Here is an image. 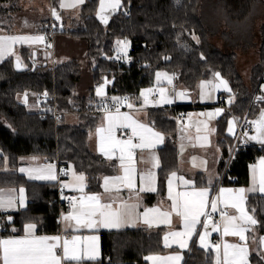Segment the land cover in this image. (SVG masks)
I'll use <instances>...</instances> for the list:
<instances>
[{"label": "trees", "instance_id": "obj_1", "mask_svg": "<svg viewBox=\"0 0 264 264\" xmlns=\"http://www.w3.org/2000/svg\"><path fill=\"white\" fill-rule=\"evenodd\" d=\"M217 1L223 4L221 15L228 16L227 25L222 30L218 23V10L205 19L203 4L207 0H121V6L109 12L107 23L98 17L100 0H85L76 25L68 28L63 23V29L58 33H67L87 42L86 53L94 82L100 85L112 80L107 87L110 95L129 94L137 101L142 87L154 83L155 71L159 69L177 73L180 81L190 89L195 88L201 79L219 73L231 85L235 99L232 110L242 117L264 70V22L260 28V60L252 67L251 87L238 69L236 52L228 49L240 44L245 48L250 46L247 29L242 28V24L251 15L258 17L264 13V0ZM15 4L16 0H0V23H11ZM255 6L257 11L254 12ZM219 31L226 50L211 41L213 33ZM121 39L129 40L131 48L127 60L119 63L115 54L116 43ZM22 51L27 53L26 63L20 61L24 70H16L14 61L17 59L14 56L0 63V169L6 168V165L17 168L24 156L37 155L53 160L58 155L63 162L87 175L88 190L97 191L99 177L112 174L113 167L105 157L89 147V135L97 127L100 113L92 112L93 90L86 95L76 93L82 73L81 63L72 58L57 63L53 69L47 59L36 64L32 59V50L22 48ZM33 65L36 66L34 70ZM25 91L42 95L43 103L50 109L30 112L18 99V95ZM255 107L251 108V116ZM54 108L63 112H80L81 122L69 124L63 115L58 124L53 117H43ZM166 112L170 111L164 108L150 112L155 127L166 136L160 148L161 165L156 194L165 191L168 175L178 165L177 120L168 117ZM229 116V113L224 114L217 123L219 142L225 148V123ZM262 155L264 146L250 145L240 150L231 168V173L236 176L231 185H248L249 165ZM55 184L29 179L17 171H0V186H24L29 199L24 209L9 214L0 211V225L7 227L6 234L22 233L29 222L37 224L39 233L60 231ZM156 194H147L148 201H153ZM247 205L258 220L259 233L264 234V195L256 192L249 194ZM11 214L13 223L9 224L6 218ZM163 232V228L153 231L145 228L100 231L101 257L81 261L80 264H148L145 259L148 254L164 250ZM184 264H215L214 254L193 244Z\"/></svg>", "mask_w": 264, "mask_h": 264}, {"label": "snow or ice", "instance_id": "obj_2", "mask_svg": "<svg viewBox=\"0 0 264 264\" xmlns=\"http://www.w3.org/2000/svg\"><path fill=\"white\" fill-rule=\"evenodd\" d=\"M84 0H75L72 5H65L61 0V7L76 6L82 4ZM121 6V0H100V19L107 23V17L103 14L106 8L115 10ZM54 16L59 19L58 13L55 9L52 10ZM194 39H197L195 36ZM42 36H4L0 37V59L5 54L12 55V45L23 42H42ZM118 44H123L127 48V42L118 41ZM126 55V52H125ZM17 59V67H20V58ZM164 75L168 82H172L171 77L167 74L157 73V80ZM215 77L219 79L220 74L215 73ZM107 84L108 81L106 80ZM209 84L213 89L223 88L230 91L228 82L219 79V83L212 84V82H202L201 84V98L204 96L203 89ZM149 89L147 92H151ZM147 92H142L145 103L148 102ZM161 101L164 103H171L172 101L164 95V90L160 89ZM98 96H104V87H98L96 90ZM177 95L181 98L185 97L187 93L180 92ZM25 103L27 102V95H25ZM127 98H124L126 101ZM119 98L113 97L114 104H120ZM128 107H132L128 104ZM106 115L104 120L106 126H101L96 129L99 137V150L109 159L119 153L120 165L123 170V175L115 177L104 178V192L108 193V199L111 202H104L100 194H86L84 189L85 176L77 174L75 171L71 172L72 181L62 185L63 188H68L73 191L81 193L79 197H64L68 199L71 205V210L62 217L63 221L68 222V228L79 231L81 228L89 230L103 229H120L122 227H135L136 222L142 218L143 223L149 228L154 224L159 223L171 224V216L175 213L181 217L183 222V231L169 232L164 237L165 247H170L171 242L179 245L181 249L187 248L189 239L193 234L199 235V242L202 248L209 247L208 237L210 235L208 228L211 221V213L221 211L222 235L238 237L240 241H247L246 233L252 229L249 225H256L258 221L254 215H250L245 208V189L237 190L221 188L219 194L209 201V189L203 188L193 191L176 192L173 194V180L168 181V199L172 201L171 210L164 212L159 208L145 209L140 214L136 212L138 205L121 202L119 206L114 207L116 200L119 199L118 193L122 188H127L130 191L136 187V168L134 165V153L136 149H145L152 147V141L149 137L161 139L160 134L153 132L151 128L137 122L127 113H121L119 107H116L115 113L109 112L105 109ZM222 109H217L215 113H207L209 117L218 115ZM203 115V114H202ZM234 122H230V125ZM256 125L257 135L250 137L253 140H259L264 143V112L261 113V118L258 121H253ZM117 129H131V136L126 140L119 139L116 136ZM199 131V129H198ZM229 131L233 129L230 126ZM134 139L137 142H133ZM21 173H27L29 179L34 180H57L56 166L53 164H45L38 167L20 168ZM71 171V170H70ZM68 175V173H64ZM172 177L176 178V173H172ZM141 187L139 192H153L156 191L154 181V174L150 171L146 174L140 175ZM183 184L188 185L191 181L184 180L179 177ZM252 182L253 187L249 191H259L264 193V158H262L258 165L252 166ZM258 185V188H257ZM18 197L13 193L15 190H9L7 193L0 192V210L12 209L16 206L17 201L20 207H24V189L20 188ZM115 192L117 195L113 196ZM138 195V193H137ZM222 205L223 210L218 206ZM210 207L211 211L207 209ZM228 208L236 210L238 215H229ZM255 210H253L254 212ZM205 217L203 221V233H196L197 224L201 223L200 218ZM11 220V217H8ZM72 222H75L74 225ZM37 225L35 223H28L24 226V235L20 237H13L8 239H0V264H71L76 262L80 264L81 261L95 260L99 255L98 236L77 237L73 236L71 240L63 238L59 235L47 236L36 235ZM13 231H16L13 229ZM211 231L220 232L221 224L211 223ZM260 244L264 245V238H261ZM215 249V264H249V249L247 244H235L223 242L222 244L214 245ZM222 249V251H221ZM264 259V254L261 256ZM146 260L152 261V264H178L182 259L181 255H171L166 257L148 256Z\"/></svg>", "mask_w": 264, "mask_h": 264}, {"label": "crops", "instance_id": "obj_3", "mask_svg": "<svg viewBox=\"0 0 264 264\" xmlns=\"http://www.w3.org/2000/svg\"><path fill=\"white\" fill-rule=\"evenodd\" d=\"M63 3L65 5H72L75 3V0H63ZM85 3V0L84 2ZM82 3V4H83ZM82 4H76V6H65L61 7V0H44L43 1V8L41 17L33 22L31 21L30 17H18L13 16L12 21L8 25H4V23H0V37L4 36H42L44 37V40L42 42H23V43H15L12 45V55L5 54V56L0 59V63L7 59L8 57H17L19 56L20 61L23 63H26L27 60V53L22 51V48H28L32 50V59L33 61L38 64L42 62L45 59H49L47 57V52L44 50V43L46 41V34H45V24L50 18H55L59 23L62 24L66 23V26L69 28L72 24V15L73 13L79 11L81 9ZM55 9V11L59 15V19L56 18V16L53 15L52 10ZM61 13V14H60ZM87 42L84 39L75 38L73 35L67 33H57L55 35V40L53 43V49L52 54L54 56V59L56 56H58L60 59H65V56H69L72 58H76L79 60V62L82 65V73L80 80L78 81L77 87L79 89L78 95H86L89 94L92 90L95 94L94 100L91 101L92 105H99L102 104L103 98L99 97L96 94V88L98 84L94 82V75L90 68L88 57H87ZM253 67V66H252ZM251 67V68H252ZM252 72V69H251ZM215 76V75H212ZM210 76V77H212ZM251 78V73H250ZM219 79L226 80L223 78V76L220 75ZM202 80V79H201ZM200 80V81H201ZM251 81V79H249ZM199 81V82H200ZM227 81V80H226ZM198 82V83H199ZM228 82V81H227ZM112 80L108 81V84H111ZM197 83L196 87L193 89H188V93L192 94L190 98H193V100H190L189 102H174V104H167L161 101V96L157 93H152L157 95L156 99H152L151 97L148 99V102L145 103L144 97L140 96V98L137 100V104L132 108L131 112H126L129 116H131L134 120H136L139 123H142L146 125L148 128H151L153 132L159 133L161 139H157L155 137H149V139L152 141V147L145 148L143 150L136 149L134 153V165L136 168V187L133 190H129L127 188H122L121 191L118 193L119 199L116 200V203L114 204V207L119 206L121 202H127L129 204H136L138 207L136 208V212L142 214L145 209H152V208H159L161 211L167 212L170 211L171 203L172 201L168 199V181L169 179L173 180V194L176 192H184V191H193V190H199L203 188L209 189V201L211 199L215 198L219 194V190L221 188L226 189H232L237 190L240 188L245 189V208L248 211L250 215H254L248 208L247 205V198L249 194L252 193H259L263 194L257 191H249L253 187L252 182V166L258 165L259 161L264 158V155L259 156L256 158V160L249 165V184L248 185H231V184H223L218 185L217 184V178H218V171H219V164L222 161V158L226 152V148L230 146V144L233 141V137L236 132L237 124L241 117H238L237 114L232 110V103L234 102V95L232 92L231 85L228 83V88L230 91L224 90L222 87L218 89H214L211 96L206 97L205 95L203 98H201L202 91L200 90L199 84ZM219 83V80L217 81ZM75 88V89H76ZM258 90V99L254 102L256 103V107L254 115H249L251 118V121H258L261 118V113L258 115V108L261 106H264V70L261 76V79L256 87ZM25 95H27V102L25 103ZM228 95L229 100L223 104L220 102V96ZM113 97L121 98L120 96H111V99L113 100ZM174 100H177V97L174 95L172 96ZM18 99L20 103H23L26 105L27 109L30 112H42V111H48L49 109L44 110L45 105L42 100V95L32 92V91H25L22 94L18 95ZM130 99V98H129ZM128 100H126V103ZM140 102V103H139ZM105 103V102H103ZM178 105V104H184L187 106V117L183 121V125L176 126V144H177V153H178V165L175 170L170 172L168 175V178L166 180V186L165 191L161 194H156L158 190V170L159 166L161 165V158H160V148L164 145L166 136L165 134L157 129L153 123V119L150 115V112L152 110H159L164 109L166 107H169L171 105ZM217 109H222L223 111L218 114L214 115L212 117H209L207 113H215ZM104 112V111H103ZM78 112H71L67 113V115H64L66 120L67 116L71 117V122L69 124H79L81 122V117L79 115H76ZM229 113V118L227 120L226 125V148L224 147V144H221L219 142L218 137V120L224 116V114ZM102 112L99 114V122L102 116ZM203 114V115H202ZM166 115L170 118H174V115L172 112H166ZM79 117L80 120L79 123H76V117ZM243 117V116H242ZM230 122H234L230 125ZM253 124V129L251 134L249 135V141L250 145H258V146H264V143H261L259 140H253L250 139V137L256 136L257 130L256 125ZM98 126V125H97ZM232 127L233 131H229V127ZM199 129V131H198ZM95 130V129H94ZM93 130V131H94ZM119 130V129H118ZM127 133V137L131 136V129H123ZM92 131V132H93ZM91 134V132H90ZM90 137V135H89ZM126 137V138H127ZM125 139V138H124ZM134 143L137 142L135 139L133 141ZM88 143L89 139H88ZM90 147V146H89ZM91 149V148H90ZM92 150V149H91ZM98 154H101L105 159L108 161L109 164L113 167V173L112 174H102L99 177V188L97 191H90L88 190V177H87V186L86 190L84 191L86 194H100L102 196V199L104 202H111L108 199L109 194L104 192V178L105 177H115L123 175V170L120 165L119 160V153H117V156L112 157V159H109L106 157L103 153L100 152L99 149L95 148L92 150ZM45 164H53L55 163L50 162L46 159H44L41 156L32 155V156H24L20 159L19 164L17 168L12 169L9 168L8 165H6V168L0 169V171H14V172H20V168H29V167H38ZM56 166V165H55ZM71 168V166H70ZM151 172L154 174L155 181V189L156 191L153 192H139V188L141 187L140 182V175L146 174L148 172ZM70 172V171H69ZM176 173V178L172 177V173ZM21 173V172H20ZM23 174V173H21ZM57 174V169H56ZM26 177H28L27 173H24ZM70 173H68L67 178L65 179L64 183H69L72 181V175L69 178ZM179 177H183L184 180L191 181L190 184L185 185L182 183ZM29 178V177H28ZM34 180V179H32ZM36 181H42V182H56V180H36ZM24 189V207H20L18 201L14 208L8 209V210H0L2 213L9 214L10 212L21 210L27 207L29 203V199L26 194V188L24 186L21 187H14V186H7L2 187L0 186V192L7 193L9 190H15L13 193L18 197L19 195V189ZM258 188V185H257ZM71 190V189H70ZM73 191V190H71ZM76 193V197H79L81 193L78 195L77 191H73ZM138 193V195H137ZM155 193L156 198L153 201H148L147 194ZM113 196L117 195V193L113 192ZM221 210H223V206H218ZM71 210V208L66 209L65 215ZM208 211H211L210 207L207 209ZM220 212L221 211H217ZM227 212L229 215L236 214L235 209L228 208ZM62 215L60 217V231L56 233H39L36 228V235H47V236H55L59 235L63 238H67L71 240L73 236L77 237H88V236H98V246H99V255L96 259H99L101 257V244H100V231L106 230H120V229H127V228H145L147 230L153 231L157 230L159 228H163L164 232L162 234V244L164 246V250L157 253H151L148 254V256H171V255H181L182 259L178 262V264H184V260L188 254V252L191 250L193 244H196L197 246H200L199 242V235L193 234V236L188 241L187 248L181 249L178 244L171 242L170 239V247H165L164 244V237L169 232L173 231H183V222L181 217L177 216L175 213L171 216V224H164L159 223L158 225L154 224L153 227L149 228L147 225L143 223L142 218L136 222L135 227H122L120 229H99V230H89L81 228L79 231H75L71 228H69L67 231H65L66 228H68V222L63 221ZM254 218L257 220V218L254 216ZM201 223L197 224L196 226V233H203L205 229L203 228L202 224L205 220V217L200 218ZM258 221V220H257ZM34 223V222H29ZM75 222H72L74 225ZM211 221L209 223L208 231L210 233L208 237V243L209 247L205 250H208L214 254V259L216 256L214 243L212 241L213 238L217 239V244H222L223 242L227 243H235V244H247V247L249 249V264H264V259L261 258L262 254H264V245L260 244L261 238H264V234H260L258 231V223L256 225H249L252 230L246 233V236L248 237L247 241H240L238 237L234 236H223L222 235V222L221 224V231L220 232H213L211 231ZM28 224V223H26ZM25 224V225H26ZM36 224V223H35ZM37 225V224H36ZM24 235V231L22 233H7V234H1L0 233V239H8L13 237H20ZM202 248V247H201ZM222 251V249H221ZM95 259V260H96ZM87 260V259H85ZM83 260V261H85ZM76 262H71V264H74ZM148 264H152V261L147 260Z\"/></svg>", "mask_w": 264, "mask_h": 264}, {"label": "rangeland", "instance_id": "obj_4", "mask_svg": "<svg viewBox=\"0 0 264 264\" xmlns=\"http://www.w3.org/2000/svg\"><path fill=\"white\" fill-rule=\"evenodd\" d=\"M43 1L44 0H19L17 2L16 0V10H14L15 12H13L14 16H18V17H30L31 18V21L35 22L37 21L40 17H41V14H42V9L43 8ZM214 1V2H213ZM222 5L223 4H219L217 0H207V2H205L203 4V8L206 10V12L204 13V16H205V19H209L210 18V14L213 12V11H216L218 10V23H219V26H220V30H222V28L224 27V25H227V21H228V16H222L221 14L223 13V9H222ZM260 10V6L258 7V11ZM257 11V8L255 6L254 8V12ZM99 13H100V10H99ZM98 13V17L100 18V15ZM208 15H207V14ZM80 10L73 13L72 15V24L70 26H72L73 24L76 25V23L78 22L77 20L79 19L80 17ZM106 17H107V20L109 19L110 15L108 12L104 11L103 13ZM101 20V19H100ZM236 21L238 22V20L236 19ZM264 22V13H260V16H255V15H251L249 18H248V21L243 23L242 28H245L247 29L246 31L248 32V38H249V41H250V46L248 47H244L243 45H237L235 46L234 48L233 47H230L228 50L230 51H235L236 52V55H237V65H238V69L240 70L243 78L246 80V82L248 83L249 87L250 86V73H251V67L256 64L259 60H260V50H259V47H260V43H261V31H260V28H261V25L262 23ZM46 25V24H45ZM246 32V33H247ZM62 33V32H61ZM247 36H243L245 38H247ZM119 41H123V42H127V48L125 49L123 44H118V41L116 43V47H117V52L120 53L121 55H123L124 57H128V54H129V51H130V48H131V43L129 40L127 39H121ZM211 41L214 42L216 45H218L219 47L223 48V50H226V48L224 47V39L221 35V31H219L218 33H213V35L211 36ZM46 47V41L44 43V50L46 51L45 49ZM48 54H47V57L49 58V62H50V65L51 67L54 69L55 65L57 63H61V62H64L66 61L65 59H60L58 58V56H56V58L54 59V56L52 54V51H46ZM125 52H126V55H125ZM64 58H67V60L71 59V57L69 56H65ZM155 80H154V83L150 86H147V87H142V90H141V93L142 92H147V90L151 89L152 91L151 92H147V96H148V99L152 96L151 94L152 93H157L158 95L161 96V92H160V89H163L164 90V95L167 96L168 99H170L172 102L171 103H167V104H174V102H189L190 100H193V98H190L192 94H189L188 93V89L190 88H187L186 85H184L180 79H179V76L177 73L169 70L168 69H159L157 71H155ZM157 73H161V74H167V77H171L172 78V82L169 83L168 82V79L162 75L161 78L159 79V81L157 80ZM219 79L215 76H212V77H208V78H203L198 84H199V87H200V90L202 91L201 89V84L202 82H212V84H217V81ZM227 80V79H226ZM108 81V80H107ZM228 81V80H227ZM97 84V83H96ZM103 86L104 87V91H105V95L104 96H99L101 98H103V102H105V106H108L109 102L110 103H114L113 100H109L111 99V96L110 94H108L107 92V87H108V83L106 84L105 81L98 85V87H101ZM96 88V90H97ZM257 89H255L253 91V94L252 97H251V100L249 102V106L248 108L246 109L245 113H248V115H251V108L253 106H255L256 104L255 103H252V98L254 96L255 93H258L256 91ZM79 89L76 88V93H78ZM214 91L213 87L211 84H209L205 89H203V92H204V95L206 97H209L211 96L212 92ZM180 92H185L187 93V95L183 98L179 97L177 95V93H180ZM141 93H140V96H141ZM176 96L177 97V100H174L172 98V96ZM115 96V95H113ZM117 96H120L121 98H119L121 101H124V98L125 95H117ZM143 97V96H142ZM154 100V99H153ZM138 102L133 99V98H130L128 99V102L126 103V101L123 102L124 104V108H120V112L121 113H126V112H131L132 108L131 107H128V104H131L132 107L135 106ZM140 103V102H139ZM103 104V105H104ZM118 107V106H116ZM111 109V110H108L109 112H112V113H115V109ZM44 110L46 109H49L50 107L49 106H44L43 107ZM53 110V109H52ZM60 111V110H59ZM188 110H186L185 112L187 113ZM264 111V106L263 107H259L257 112H258V115ZM62 112L63 115H67V113H71V112H63V111H60ZM73 112H77V111H73ZM244 113V114H245ZM106 111L103 112L102 116H101V119H100V123L98 124V126L96 128H94L95 130L93 132H91L90 134V137H89V146L92 150H94L95 148L99 149V137L96 133V129L98 127H101V126H106V121L104 120V117L106 115ZM76 115H81L80 112H78ZM71 117L72 116H67V120L66 122L69 123L71 122ZM250 117V116H249ZM175 119L177 120V125L181 126L183 125V121L182 119L180 118H176ZM77 120H80V118L77 116L76 117V120L75 122L76 123H79V121ZM253 132H254V129H253ZM118 129L116 130V136L119 138V139H122L121 137L118 136ZM128 138V137H127ZM125 138V140L127 139ZM117 156V153L113 156L115 157ZM70 175H69V178L71 176V172L72 171H75L78 175L79 174H83L85 176V185L87 186V175L84 173V172H81V171H78L76 168H74L73 166H71L70 168ZM86 190V187L84 189V191ZM78 195L80 194V192H78ZM65 212L66 210L63 209L61 210V215L64 216L65 215ZM212 222V221H211ZM213 223V222H212Z\"/></svg>", "mask_w": 264, "mask_h": 264}, {"label": "built area", "instance_id": "obj_5", "mask_svg": "<svg viewBox=\"0 0 264 264\" xmlns=\"http://www.w3.org/2000/svg\"><path fill=\"white\" fill-rule=\"evenodd\" d=\"M45 34H46V51H52L53 49V43L55 40V35L59 32L61 29V24L59 21H57L55 18H50L45 27ZM127 57H124L120 53L115 54V60L119 63H122L126 61ZM127 100L130 98V95L125 96ZM157 95L153 94L152 99H156ZM229 100L228 95L220 96V102L225 104ZM257 100V94L255 93L252 98V103H254ZM102 102V104L99 105H93L92 112L93 113H103L105 109L111 110L114 109L116 106L120 108H124V104H114L110 103L108 106H105V104ZM165 109L169 110L173 113L174 118H180L184 120L187 117V113L185 112L187 110L186 107H180L179 105H171L169 107H166ZM53 117L56 121V123H60L61 119L63 118L62 112L54 108L52 111H50L48 114H44L43 117ZM253 122L251 121V118L249 117L248 113H245L243 117L240 118L237 127L236 132L233 137V141L230 144V146L227 148V151L225 152L221 163L219 164V171H218V178H217V184L223 185V184H232L236 180V176H234L231 173V168L233 165V162L236 159L237 153L240 152V150L247 149V147L250 146L249 141V135L251 134L253 130ZM118 136L122 139L127 137V133L123 129L118 130ZM48 161L55 163L56 169H57V180H56V190H57V203L60 209V217H61V210L71 208L70 202L68 199H65L64 197H76V193L71 191L68 188H63L62 185L65 184V179L68 175H64V173H69L70 171V165L68 163L63 162L59 156L57 155L55 159ZM210 212V211H209ZM211 221L217 224L221 223V214L220 212H213L211 213ZM7 227L3 224L0 225V233L6 234ZM212 241L217 244V239L213 238Z\"/></svg>", "mask_w": 264, "mask_h": 264}, {"label": "water", "instance_id": "obj_6", "mask_svg": "<svg viewBox=\"0 0 264 264\" xmlns=\"http://www.w3.org/2000/svg\"><path fill=\"white\" fill-rule=\"evenodd\" d=\"M106 2H107V0H106ZM111 10H112V9H109V8H106V9H105V11L108 12V13L111 12ZM61 28L63 29V26H61ZM128 60H131V58H128ZM44 65H46V62L44 63ZM14 66H15L16 70H24V69H25V67H24L22 64H20V67H17V60L14 61ZM35 67H36V66L33 65V66H32V70H34ZM8 217H11V220H9ZM6 221H7V223H9V224H12V223H13V216H12V214L9 215V216H7Z\"/></svg>", "mask_w": 264, "mask_h": 264}]
</instances>
